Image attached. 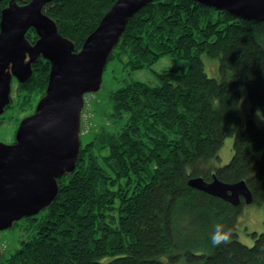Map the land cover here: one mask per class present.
I'll use <instances>...</instances> for the list:
<instances>
[{
	"label": "trees",
	"instance_id": "16d2710c",
	"mask_svg": "<svg viewBox=\"0 0 264 264\" xmlns=\"http://www.w3.org/2000/svg\"><path fill=\"white\" fill-rule=\"evenodd\" d=\"M116 1L53 0L44 12L77 52ZM35 34H26L32 44ZM203 54L218 59L219 77L206 73ZM164 56L186 60L187 71L155 72L157 84L130 82L96 105L112 127L99 123L81 141L52 203L4 230L19 235L12 250L0 243V264H264V232H252L251 246L238 239L245 202L233 206L189 185L197 177L244 180L253 203L264 201V22L194 0H154L130 19L108 63L135 71ZM50 69L41 56L17 83L21 111L46 94ZM242 85L262 126L237 115ZM15 106L11 94L6 110ZM228 137L233 156L217 166ZM216 224L229 230L219 246Z\"/></svg>",
	"mask_w": 264,
	"mask_h": 264
},
{
	"label": "water",
	"instance_id": "95a60500",
	"mask_svg": "<svg viewBox=\"0 0 264 264\" xmlns=\"http://www.w3.org/2000/svg\"><path fill=\"white\" fill-rule=\"evenodd\" d=\"M52 1L25 0L21 5L11 0L1 12L0 116L11 103L14 79L27 81L41 56L51 69L46 94L35 112L21 121L15 143L0 144V232L55 200L58 179L75 168L79 156L85 97L100 90L109 55L130 19L154 0H117L77 52L44 12ZM194 1L264 22V0ZM30 28L39 37L34 44L26 38ZM189 185L233 206L254 201L244 180L226 183L216 176L211 181L197 177Z\"/></svg>",
	"mask_w": 264,
	"mask_h": 264
},
{
	"label": "rangeland",
	"instance_id": "374dc122",
	"mask_svg": "<svg viewBox=\"0 0 264 264\" xmlns=\"http://www.w3.org/2000/svg\"><path fill=\"white\" fill-rule=\"evenodd\" d=\"M10 1L11 0L8 2V0H6V3L8 2L7 6ZM17 2L19 3V1ZM35 35L37 39L34 42L39 39L37 34ZM202 58L206 73L210 77H219L218 59L212 58L207 54H203ZM212 63L216 65V69ZM188 66L189 65L186 60L172 56L162 57L155 64H153L151 68L135 71L124 68L123 64L117 60L110 61L105 67L103 82L100 90L95 93L88 94L85 98V107L82 117V143L86 144L92 139L93 135L91 131L93 128H98L101 123L112 127V119L109 118L103 110L98 116L95 111L96 105L107 102L109 93L133 81H141L155 85L158 83L155 72H161L169 69L177 73H184L187 71ZM17 83L18 81L14 79L12 82L11 93L12 98L16 99V106L6 110L4 115H2L4 116V119L0 120V144L10 145L15 141L21 121L35 112L34 109H36V106L40 101L38 99L34 100L35 107L33 106L31 109L24 112L21 111L19 106L21 101L17 99L16 93V90L18 89ZM104 110L109 111V106L106 108L104 107ZM237 115L243 120L251 117L259 126L263 125L262 112L258 108L254 109L251 105L248 98L247 87L244 85L240 87V103L237 109ZM233 143L234 137H228L225 140L218 153L219 159L216 160L217 166H223L229 163L233 156ZM252 232H256L258 234L264 232V201L261 203L245 204L243 206V211L238 220V239L242 243L251 246L254 243ZM17 235H19L18 232L12 234L10 231H2L0 232V243H2L5 248L12 250L13 246H15L14 244L16 242Z\"/></svg>",
	"mask_w": 264,
	"mask_h": 264
},
{
	"label": "clouds",
	"instance_id": "9594fccd",
	"mask_svg": "<svg viewBox=\"0 0 264 264\" xmlns=\"http://www.w3.org/2000/svg\"><path fill=\"white\" fill-rule=\"evenodd\" d=\"M229 230L225 229L222 224H216L213 228L212 243L214 246H219L221 243H226L228 240Z\"/></svg>",
	"mask_w": 264,
	"mask_h": 264
},
{
	"label": "flooded vegetation",
	"instance_id": "af4514ba",
	"mask_svg": "<svg viewBox=\"0 0 264 264\" xmlns=\"http://www.w3.org/2000/svg\"><path fill=\"white\" fill-rule=\"evenodd\" d=\"M13 143H15V141H14ZM13 143H12V144H13Z\"/></svg>",
	"mask_w": 264,
	"mask_h": 264
},
{
	"label": "built area",
	"instance_id": "2783aa9c",
	"mask_svg": "<svg viewBox=\"0 0 264 264\" xmlns=\"http://www.w3.org/2000/svg\"><path fill=\"white\" fill-rule=\"evenodd\" d=\"M86 98V97H85ZM85 107V106H84ZM83 117V116H82Z\"/></svg>",
	"mask_w": 264,
	"mask_h": 264
}]
</instances>
